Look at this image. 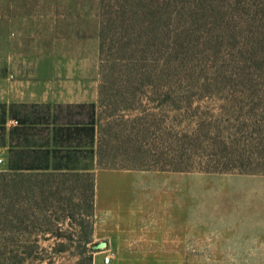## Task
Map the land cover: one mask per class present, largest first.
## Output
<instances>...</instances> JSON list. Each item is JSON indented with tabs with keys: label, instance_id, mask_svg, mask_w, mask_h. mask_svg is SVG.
<instances>
[{
	"label": "rangeland",
	"instance_id": "obj_1",
	"mask_svg": "<svg viewBox=\"0 0 264 264\" xmlns=\"http://www.w3.org/2000/svg\"><path fill=\"white\" fill-rule=\"evenodd\" d=\"M3 71L0 264H264V0H0ZM80 101L96 154L9 170Z\"/></svg>",
	"mask_w": 264,
	"mask_h": 264
},
{
	"label": "trees",
	"instance_id": "obj_2",
	"mask_svg": "<svg viewBox=\"0 0 264 264\" xmlns=\"http://www.w3.org/2000/svg\"><path fill=\"white\" fill-rule=\"evenodd\" d=\"M79 108L89 109L90 115L86 121L61 122L58 117H52L49 113H45L42 119L21 118L15 113H10L9 117L16 119L23 128L21 136H26L28 131H32L33 136L38 133L44 134L45 144L38 145L34 141L15 143L14 140H10L9 170L18 172L31 170L67 176L75 170L67 167L73 155H79L86 149L89 153L96 154L94 150L98 122L96 106L81 104ZM38 126H42L40 130L37 129ZM27 158L31 160V164L27 163ZM63 161L66 162L62 163ZM77 171L89 172V169L84 168ZM90 243L92 240L88 239L86 244Z\"/></svg>",
	"mask_w": 264,
	"mask_h": 264
},
{
	"label": "crops",
	"instance_id": "obj_3",
	"mask_svg": "<svg viewBox=\"0 0 264 264\" xmlns=\"http://www.w3.org/2000/svg\"><path fill=\"white\" fill-rule=\"evenodd\" d=\"M80 104H88L86 101H80ZM0 107L3 111V116L5 117V109H6V76L4 71L0 75ZM2 126H6V122H2ZM6 152L10 150V144H6Z\"/></svg>",
	"mask_w": 264,
	"mask_h": 264
},
{
	"label": "built area",
	"instance_id": "obj_4",
	"mask_svg": "<svg viewBox=\"0 0 264 264\" xmlns=\"http://www.w3.org/2000/svg\"><path fill=\"white\" fill-rule=\"evenodd\" d=\"M1 162H2V160L0 159V163H1ZM109 261H110V257H106V258H105V262H106V263H109Z\"/></svg>",
	"mask_w": 264,
	"mask_h": 264
}]
</instances>
